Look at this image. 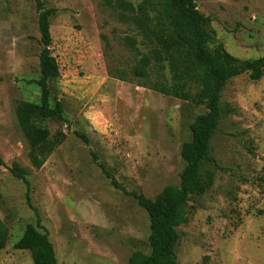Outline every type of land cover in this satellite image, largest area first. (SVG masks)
Here are the masks:
<instances>
[{
	"label": "rangeland",
	"instance_id": "1",
	"mask_svg": "<svg viewBox=\"0 0 264 264\" xmlns=\"http://www.w3.org/2000/svg\"><path fill=\"white\" fill-rule=\"evenodd\" d=\"M42 1L57 11L50 49L60 77L50 85L65 118L43 126L62 141L41 169L30 164L16 106L39 101L38 14L35 0H0V219L9 233L0 264H34L29 251L14 248L37 222L27 197L57 264H128L133 252H150L148 215L99 165L127 192L154 200L179 186L182 146L205 109L142 87L132 75L138 56L125 43L141 36L108 0ZM197 9L232 56L264 57V0H197ZM221 109L213 162L204 165L214 184L188 203L177 264H264V76L230 80ZM11 169L27 172L29 192Z\"/></svg>",
	"mask_w": 264,
	"mask_h": 264
},
{
	"label": "trees",
	"instance_id": "2",
	"mask_svg": "<svg viewBox=\"0 0 264 264\" xmlns=\"http://www.w3.org/2000/svg\"><path fill=\"white\" fill-rule=\"evenodd\" d=\"M107 4L121 22L132 26L141 36L139 42L127 37L125 43L138 56L132 75L141 80L142 87L205 109V113L193 119L191 138L182 146L185 166L179 186H165L154 200L127 192L99 165L111 178V185L133 197L148 215L150 252H133L128 264H177L179 229L188 222V203L194 196L207 194L214 184L215 172L204 165L213 162L210 144L222 121L221 94L230 80L241 75L247 74L252 82L260 81L264 76V57L240 60L232 56L212 31L211 18L198 11L197 0H142L137 5L127 0H108ZM35 5L41 51L40 76L34 83L40 96L37 103L19 102L16 115L28 143L29 162L38 170L62 141L60 136H52L43 122L50 119L64 122L65 118L64 105L50 85L60 77L50 49V21L57 11L46 8L42 0H35ZM119 79L124 81L123 72H119ZM78 137L87 142L85 136ZM11 174L22 180L29 192L27 172L11 169ZM27 204L37 222L25 227L14 248L29 251L34 264H57L53 245L47 232H41L38 211L29 197ZM8 238V228L0 219V250L6 247Z\"/></svg>",
	"mask_w": 264,
	"mask_h": 264
}]
</instances>
